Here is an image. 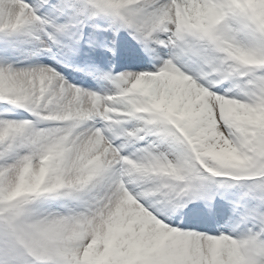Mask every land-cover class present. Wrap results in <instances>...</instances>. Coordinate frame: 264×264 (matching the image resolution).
<instances>
[{"label":"snow or ice","instance_id":"6c2138e0","mask_svg":"<svg viewBox=\"0 0 264 264\" xmlns=\"http://www.w3.org/2000/svg\"><path fill=\"white\" fill-rule=\"evenodd\" d=\"M44 5L66 15L71 9L73 19L81 12L114 17L149 55H160L152 44L179 51L155 71L110 76L118 92L107 96L51 67H0V102L63 125L0 122V264H264V208H233L258 231L217 234L225 209L213 203L211 187H224L216 178L251 179L250 191L264 199V0H0V32L35 25L43 50L75 54L72 24L39 15ZM228 17L253 35L249 46L223 27ZM178 55L199 71L178 67ZM239 76L248 80L238 98L204 83ZM128 120L141 126L126 129ZM90 121L105 126L82 127ZM149 136L157 139L143 156L123 154L127 142ZM164 142L179 146L174 160L153 154ZM101 181L103 193L82 211L37 217L27 207L44 195L79 198ZM193 200L204 205L188 208Z\"/></svg>","mask_w":264,"mask_h":264},{"label":"rangeland","instance_id":"374dc122","mask_svg":"<svg viewBox=\"0 0 264 264\" xmlns=\"http://www.w3.org/2000/svg\"><path fill=\"white\" fill-rule=\"evenodd\" d=\"M27 3L36 6L41 0H26ZM85 0H50V3H68L74 5H83ZM166 2V0H162ZM39 15L46 17L50 20H54L60 24L70 23L72 24L71 35L74 39L79 41V48L75 54L68 52L65 48H55L52 52H48L53 57L60 60L63 65L70 68L71 71L79 76L92 77L96 84H105L108 86L106 90H99L87 88L81 85L80 88L89 92H96L102 96L115 95L118 92L116 83L110 78L122 73L127 72H141V71H155L164 61L159 56L149 55L145 52L143 44L138 41L128 29L119 26V21L114 17L102 14L96 17L81 12L76 19L72 17L76 15L71 9L68 10V14L50 10L47 5H44L39 9ZM95 24V25H94ZM94 25V26H93ZM90 26V27H88ZM223 27L234 35V38L244 46H249L253 41V35L248 32L244 27L239 17H228L223 22ZM120 32V33H117ZM39 35L37 26L32 25L25 29H22L16 33L0 32V67H23L22 62H25L31 56L39 55V52L45 51L41 44L37 41L36 36ZM160 38L166 39L164 34H158ZM152 47L156 48L160 53L168 51L171 55L178 53V49L173 47H162L157 44H152ZM93 47L100 49L104 57L112 58L113 62H104L99 56L98 59L92 54ZM125 49L124 51L122 50ZM135 47V48H133ZM119 50H122L119 52ZM138 51L143 53V58L140 59L139 54L136 55L133 52ZM116 56L121 58V62L116 60ZM172 57V56H171ZM182 62L189 63L194 72L199 71V65L194 64L193 61L186 55H178L173 61L178 67ZM128 67H125V63H128ZM142 62L144 63L142 65ZM248 77L239 76L234 79L224 80L220 84L215 83L213 77H209L207 81H204L206 86L210 87L212 91H218L219 94H226L232 97H239L242 95V87L247 84ZM79 87V86H78ZM13 121V122H31L37 129H48L55 127H62L63 125L57 122L46 121L40 119L34 113L27 109L21 108L16 105H12L5 102H0V122ZM104 127V122H88L87 125L82 127ZM126 129H133L141 126V122L136 120H128L123 125ZM111 136V134H109ZM157 139L156 136H149L147 140L140 142H127V147L123 148V154L129 155L132 158L143 156L144 149L148 144ZM125 143L122 138L116 140V144L120 145ZM178 147L168 142H164L159 145L158 148L152 149L153 154L163 151L168 155L169 159L174 160L178 155ZM139 150V151H138ZM224 184V187H219L216 184H212L211 187L218 194L214 200V204H220L225 209V215L223 220L215 225V231L217 234L223 232L225 234L232 235L234 238H240L246 235L249 230L258 231V225L254 221L243 222L240 214H234L233 208L247 207L249 209H261L264 208V199L258 192L250 191L249 186L254 183V180L245 179L241 181H234L230 178H216ZM106 181H101L95 187L81 190L77 194L79 198L61 196L58 194L44 195L33 200L27 207L29 212L33 216L43 217L49 214H61L69 215L75 212L82 211L85 207V202L95 203V199L98 195L103 193V185ZM134 187V186H129ZM259 198L258 204L249 206L248 199ZM196 205H204L203 200H193L188 208H193ZM251 205V204H250ZM253 207V208H252ZM180 211H187L181 209ZM179 215V212L174 214ZM179 223V221H177Z\"/></svg>","mask_w":264,"mask_h":264},{"label":"bare ground","instance_id":"6f19581e","mask_svg":"<svg viewBox=\"0 0 264 264\" xmlns=\"http://www.w3.org/2000/svg\"><path fill=\"white\" fill-rule=\"evenodd\" d=\"M95 25V24H94ZM93 25V26H94ZM90 27V26H88ZM120 33V32H117ZM124 47H122V50L124 51L125 49H123ZM135 48V47H133ZM122 50H119V52H121ZM134 54L138 55L140 52L138 51H134ZM92 54L94 55V57L96 59L99 58V56H101V58L104 60V62H113L111 61L112 58H108V57H104V55L101 53L100 49H98L97 47H93L92 49ZM140 56V55H139ZM173 57V54L168 52V51H163L160 53L159 57L163 58V60H167V59H171ZM118 59L119 62H121V58L119 56H116V60ZM141 59V56H140ZM144 63L142 62V65ZM23 67H19L17 69H33V68H40V67H51L53 69H55L57 72L61 73L63 75V77L71 84L76 85V86H81L84 85L87 88H91L89 90H93V89H99V90H106L108 89V86L105 84H96L95 80L92 77H87V76H79L78 74L74 73L73 71L70 70V68H68L67 66L63 65V63L60 62L59 59H57L56 57H53L52 55H50L47 51H41L39 52V55L36 54L35 56H31L30 58H28L25 62H22ZM125 67H128L129 62L124 64ZM179 67H181L183 70L185 71H189L194 73L193 67L187 63V62H182L179 64Z\"/></svg>","mask_w":264,"mask_h":264}]
</instances>
